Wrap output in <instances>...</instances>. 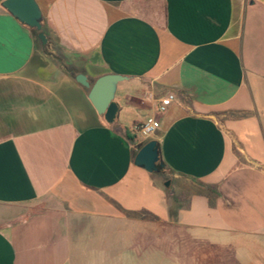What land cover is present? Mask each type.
I'll return each mask as SVG.
<instances>
[{
    "label": "crops",
    "instance_id": "crops-1",
    "mask_svg": "<svg viewBox=\"0 0 264 264\" xmlns=\"http://www.w3.org/2000/svg\"><path fill=\"white\" fill-rule=\"evenodd\" d=\"M2 1L0 264H136V235L154 229L264 264L263 111L249 80L262 74L248 65L264 0H37L46 45ZM79 73L128 77L114 123ZM170 90L158 131L130 141L123 130ZM150 140L165 164L153 172L135 162Z\"/></svg>",
    "mask_w": 264,
    "mask_h": 264
},
{
    "label": "rangeland",
    "instance_id": "rangeland-1",
    "mask_svg": "<svg viewBox=\"0 0 264 264\" xmlns=\"http://www.w3.org/2000/svg\"><path fill=\"white\" fill-rule=\"evenodd\" d=\"M253 36V39H249V41L253 42V47H255L254 55L257 58L252 62L248 61V65L251 68L258 69L262 77L255 79L249 75V80L256 103L263 111L262 124L264 126V19L258 20L257 30ZM100 230L101 227H98L95 223L91 224L89 229L90 234H92L91 239L95 241L96 235L100 234L98 233ZM123 233L121 232L120 234L122 235ZM114 237H116V233L107 236L109 240L114 239ZM136 239L138 246H143L145 242L147 249L146 258L139 257L136 264H248V260L243 255L240 256L233 250L229 252L228 247L219 248L199 243L198 241L195 242L186 235L182 236L172 230L167 232L154 229L146 241H143L139 235H136ZM93 243L97 245L96 241ZM119 249L116 250L118 251ZM253 254H257L255 249ZM254 263L259 264L260 262L254 260Z\"/></svg>",
    "mask_w": 264,
    "mask_h": 264
},
{
    "label": "water",
    "instance_id": "water-1",
    "mask_svg": "<svg viewBox=\"0 0 264 264\" xmlns=\"http://www.w3.org/2000/svg\"><path fill=\"white\" fill-rule=\"evenodd\" d=\"M2 5L37 32L40 41L46 45L48 37L43 30V12L37 0H3ZM125 75L108 73L100 76L92 85L84 73H79L76 80L90 88L89 99L108 123H114L120 111V104L115 100L118 84L127 79ZM135 162L149 172L157 171L165 164L161 159L157 140H150L139 149Z\"/></svg>",
    "mask_w": 264,
    "mask_h": 264
},
{
    "label": "built area",
    "instance_id": "built-area-1",
    "mask_svg": "<svg viewBox=\"0 0 264 264\" xmlns=\"http://www.w3.org/2000/svg\"><path fill=\"white\" fill-rule=\"evenodd\" d=\"M178 100V96L175 91L170 90L165 93L161 98L156 112L151 115L144 123H140L134 126V132L144 140L154 135L160 128V120L158 118L159 113L165 112L168 107Z\"/></svg>",
    "mask_w": 264,
    "mask_h": 264
},
{
    "label": "trees",
    "instance_id": "trees-1",
    "mask_svg": "<svg viewBox=\"0 0 264 264\" xmlns=\"http://www.w3.org/2000/svg\"><path fill=\"white\" fill-rule=\"evenodd\" d=\"M123 134L130 140V141H135L136 134L134 130L130 128H126L123 130Z\"/></svg>",
    "mask_w": 264,
    "mask_h": 264
}]
</instances>
